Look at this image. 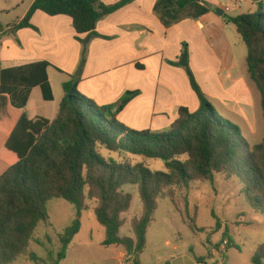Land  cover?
<instances>
[{
  "label": "trees",
  "instance_id": "obj_1",
  "mask_svg": "<svg viewBox=\"0 0 264 264\" xmlns=\"http://www.w3.org/2000/svg\"><path fill=\"white\" fill-rule=\"evenodd\" d=\"M131 1L107 7L101 0H35L11 31L34 29L31 20L40 11L50 17L70 18L76 39L82 41L81 35L90 34L103 15ZM257 5L256 13L224 14L223 18L236 28L247 48V70L260 92L264 118V7L262 1ZM189 6L198 9L197 17L209 11L196 0H158L155 11L169 28L187 17ZM188 49L183 45L172 65L186 71L200 109L190 112L180 108L179 118L167 133L133 130L118 120L139 92L127 93L113 112L115 106H98L79 92L78 76H70L63 84L65 97L56 118H42L30 93L40 87L44 100H53L48 76L51 64L38 62L1 70L0 163L6 169L0 175V264H14L24 256L38 260L29 248L36 241L39 225L49 223L47 205L54 199H63L77 209L72 225L59 235L53 264L65 260L90 204H94L96 219L105 229L102 246L123 248L125 264H142L140 257L147 248V233L158 202L170 199L179 210L175 202L178 191L198 182L213 183L217 175L227 182L237 179L252 210L264 216V137L261 144L251 147L239 126L216 113L196 82ZM103 150L119 158H104ZM135 157L162 160L166 171L154 172L143 162L127 160ZM128 186L138 187L143 212L130 222L132 237H123L124 214L132 204V196L125 192ZM190 221L193 231L205 230L197 228L196 218ZM224 238L229 239V243L224 239L227 250L239 249L227 231ZM198 261L207 264V258ZM251 263L264 264V244L256 248Z\"/></svg>",
  "mask_w": 264,
  "mask_h": 264
},
{
  "label": "crops",
  "instance_id": "obj_2",
  "mask_svg": "<svg viewBox=\"0 0 264 264\" xmlns=\"http://www.w3.org/2000/svg\"><path fill=\"white\" fill-rule=\"evenodd\" d=\"M34 1L28 0L22 18L15 24L22 21ZM121 1L123 0H101V3L108 7ZM157 2L158 0H132L116 12L103 15L90 34L81 35L82 41L76 39V32L70 18L50 17L40 11L36 12L31 20L34 29L24 28L13 32L11 29L15 24L1 27L0 73L3 69L38 62L51 64L48 76L53 100L45 101L40 87L32 89L30 93V100L35 104L38 116L51 121L56 118L65 97L63 84L70 80V76H78L80 78L79 92L98 106H115L130 91L139 92V95L118 115V120L126 126L132 122L144 127L139 124L141 121L152 125L159 115L164 118L173 115L175 119L172 123H174L179 118L180 108L185 107L190 112H195L200 109V105L195 109L181 104L167 106L160 110L157 108L159 98H173L179 84L181 85L183 81L191 84L186 71L172 63L178 61L184 42L189 43L190 49L195 33L224 30L228 24L216 13L217 9H222L221 0H196L201 8L209 9V11L205 14L200 13V17H197L198 9L189 6L185 19L166 28L155 11ZM257 6V3L252 2L249 13L255 12ZM12 8L11 5L4 11L10 12ZM237 11L239 10L228 14L231 15ZM179 30L181 35L176 38L170 37L172 33ZM202 46L213 53L214 45L209 41H205ZM151 63L157 68L156 74L152 77L149 76ZM192 72L195 74L196 70L193 69ZM234 102L224 114L230 118L238 115L246 117L245 105L239 101ZM168 120L171 121L170 118ZM81 232L73 239L65 260L60 264H125L127 255L119 246L104 247L102 241L98 249L91 248L95 246L92 235L85 243L82 241L77 244L76 241ZM167 244L170 245L169 242ZM199 245L198 243L194 245L189 251V256L182 246H175L173 249L177 257H165L163 262L204 264L200 263L198 258H205V255H196L193 250ZM210 253L211 250H207L206 255ZM143 256L144 254L140 257V261L145 264ZM24 257L29 262L33 261L29 258L30 256ZM159 260H156L157 264H164ZM205 262L214 264L209 260Z\"/></svg>",
  "mask_w": 264,
  "mask_h": 264
},
{
  "label": "rangeland",
  "instance_id": "obj_3",
  "mask_svg": "<svg viewBox=\"0 0 264 264\" xmlns=\"http://www.w3.org/2000/svg\"><path fill=\"white\" fill-rule=\"evenodd\" d=\"M252 2V0L248 3L244 2L242 8L231 15L248 14ZM27 3L28 0H0V28L17 23L22 18ZM262 3L264 7V0ZM11 5L13 10L5 12L4 9ZM258 8L257 6L253 13H256ZM225 28L194 34V40L188 49L192 62L191 69L196 70L194 74L196 82L215 108L216 113L226 121L230 120L231 123L239 126L244 138L251 147H254L261 144L264 137L261 95L248 74L247 48L242 38L232 24L226 25ZM179 35H181L180 30L172 33L170 37L176 38ZM205 41L214 45L213 53L202 46ZM184 45L189 47L188 42H184ZM156 69V66L151 63L149 76H154ZM190 86L191 84L183 81L181 85L179 84L173 98H159L157 108L160 110L167 106L181 104L195 109L201 104ZM234 101L245 105L246 117L236 114L238 116L230 118L224 114L227 108L235 103ZM173 117L168 115L164 118L159 115L152 125L141 121L139 124L144 127L132 122H129L127 127L138 131L167 133L172 130V121L175 119ZM169 118L171 121L168 120ZM103 156L116 160L119 158L118 154L106 150H103ZM123 158L126 159V157ZM135 158L127 160L134 164L143 162L154 172L166 171L162 160ZM5 169L6 167L0 163V175ZM188 187L187 190L176 193L175 202L179 205V210L170 199L158 202L154 221L148 229L144 263L157 264L158 259L164 263L165 257H177L173 249L175 246H182L189 256V251L198 243L199 247L193 249L196 255H205L207 261L211 263L253 264L251 261L254 251L264 244V216L252 210L242 193L239 181L233 179L227 182L223 176L217 175L213 183L198 182ZM125 192L132 196V204L129 212L124 214L126 224L121 229L120 235L132 237L130 222L142 214L143 204L139 198L137 186H128ZM76 209L63 199L50 201L47 205L50 221L48 224L39 225L35 233L36 241L29 248V252L35 254L39 261L29 262L26 257H21L16 264H52L57 258L60 247L59 235L72 225L76 218ZM194 218H196L197 228L205 229L203 232L193 231L190 228V219ZM82 227L76 243L80 244L82 241L85 243L92 235L95 246L91 248L98 249L100 242L105 239V229L96 219L94 204H90L89 209L83 213ZM226 231L239 249L232 248L227 251L229 239L224 238ZM168 242L170 245L167 244ZM217 245L221 247L218 248ZM207 250H211L208 255H206Z\"/></svg>",
  "mask_w": 264,
  "mask_h": 264
},
{
  "label": "built area",
  "instance_id": "obj_4",
  "mask_svg": "<svg viewBox=\"0 0 264 264\" xmlns=\"http://www.w3.org/2000/svg\"><path fill=\"white\" fill-rule=\"evenodd\" d=\"M223 13H232L234 10H240L246 0H221Z\"/></svg>",
  "mask_w": 264,
  "mask_h": 264
},
{
  "label": "water",
  "instance_id": "obj_5",
  "mask_svg": "<svg viewBox=\"0 0 264 264\" xmlns=\"http://www.w3.org/2000/svg\"><path fill=\"white\" fill-rule=\"evenodd\" d=\"M260 0H253V2H255V3H257V2H259ZM224 11L222 10V9H217V14L219 15V16H221V17H223L224 16V13H223ZM119 109V106H115V107H113V109H112V111L113 112H116L117 110Z\"/></svg>",
  "mask_w": 264,
  "mask_h": 264
}]
</instances>
